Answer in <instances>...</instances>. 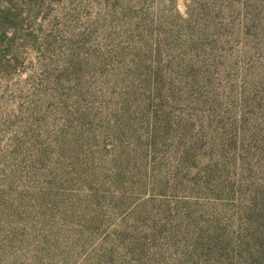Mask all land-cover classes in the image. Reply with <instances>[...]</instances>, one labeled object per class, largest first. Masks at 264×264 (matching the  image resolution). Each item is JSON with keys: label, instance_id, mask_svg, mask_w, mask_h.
Segmentation results:
<instances>
[{"label": "rangeland", "instance_id": "374dc122", "mask_svg": "<svg viewBox=\"0 0 264 264\" xmlns=\"http://www.w3.org/2000/svg\"><path fill=\"white\" fill-rule=\"evenodd\" d=\"M0 264H264V0H0Z\"/></svg>", "mask_w": 264, "mask_h": 264}, {"label": "trees", "instance_id": "16d2710c", "mask_svg": "<svg viewBox=\"0 0 264 264\" xmlns=\"http://www.w3.org/2000/svg\"><path fill=\"white\" fill-rule=\"evenodd\" d=\"M255 242H258V240H256Z\"/></svg>", "mask_w": 264, "mask_h": 264}]
</instances>
